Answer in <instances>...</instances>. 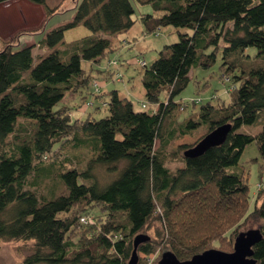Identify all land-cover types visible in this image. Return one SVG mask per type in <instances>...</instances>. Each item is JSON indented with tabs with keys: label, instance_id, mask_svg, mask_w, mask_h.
<instances>
[{
	"label": "trees",
	"instance_id": "obj_1",
	"mask_svg": "<svg viewBox=\"0 0 264 264\" xmlns=\"http://www.w3.org/2000/svg\"><path fill=\"white\" fill-rule=\"evenodd\" d=\"M28 1L48 9L47 0ZM134 1L153 8L140 17L147 32L169 25L187 29L150 65L139 63L145 107L117 88L104 91L83 67L119 48L120 35L136 21L133 0H77L72 20L46 33L38 55L35 43L18 47L28 32L17 33L16 42L0 39V239L32 242L20 264H129L135 237L158 219V237L185 260L232 241L252 220L262 233L254 257L264 264V200L250 209L247 179L231 168L253 141L264 160V0ZM51 10L48 18L57 12ZM78 25L91 34L65 44L66 30ZM219 53L222 75L232 82L230 100L193 98L192 112L174 119L193 68H210ZM119 61L118 55L108 57L105 70L112 74ZM85 88L95 96L102 90L107 115L78 120L61 104ZM226 123L231 129L224 142L197 156L179 145L173 154L183 164L167 166L174 139L198 128L206 135ZM243 125L260 129L242 131ZM69 146L89 149L83 165L67 168L58 159V150ZM99 166L110 175L104 182ZM55 177L60 193L30 187ZM83 205L107 216L98 231L74 239ZM137 250L151 254L154 245L149 238Z\"/></svg>",
	"mask_w": 264,
	"mask_h": 264
},
{
	"label": "rangeland",
	"instance_id": "obj_2",
	"mask_svg": "<svg viewBox=\"0 0 264 264\" xmlns=\"http://www.w3.org/2000/svg\"><path fill=\"white\" fill-rule=\"evenodd\" d=\"M17 1L18 2L14 3H2L0 4V8H5L6 11L9 10V13L4 12L3 15L5 14L7 17L12 16L13 18H16L20 15V5L22 10L25 8L29 20L27 25L21 27L24 30H20L17 33L28 32L30 34L27 36L23 34L21 36L18 47L20 48L35 43V46L33 47V52L35 55L43 53V49L40 48L38 43L43 37H45L48 31L56 26L66 24L72 20L74 16L73 11L75 10V5L77 2V0H47L48 9H52V12L57 11L50 18H48L46 13L48 9L45 8L44 5H37L28 0ZM133 2L136 9L134 14L136 21L130 30L124 33L123 37L121 38V44L119 45V48L103 57L99 63L84 61L83 67L88 73L91 72L92 75L96 76L99 85L102 86L104 91L117 88L120 90L122 95H127L130 91L132 92L131 94H133L134 98L139 99L137 103L142 106L143 104L147 103V100L142 83V74L144 71V67L142 66L144 65L140 66L139 63H141L142 60H146L147 64L150 65L158 57L159 51L164 47V45L176 42L179 39L178 32L187 29L176 28L172 25H169L161 27L159 33L147 32L140 17L143 13H152L153 8L151 4L148 3L142 4L134 0ZM0 14H2V12H0ZM20 21H22L21 18ZM1 29L2 27L0 26V32ZM17 33L12 36L9 35V37H6L3 33H0V39L2 41L15 40L14 36ZM88 34H91V32L83 25L70 28L65 32V44L78 40ZM16 41L17 40H15V42ZM3 46L4 43L1 44V47ZM249 50L255 51L253 48H250ZM117 55L119 56L120 61L118 62V65H114L116 68H113L114 71L112 74H110V71L108 72V70H105L107 59L108 57H116ZM221 63V53H219L216 62L210 68H193L190 73V76H193L192 79L178 97V99H180L182 102L175 113L174 119H178L179 117L182 118L186 116L187 113L192 112L193 98L196 100L201 99L203 102L213 98L212 100L214 102H220V104L221 101L228 102L230 100L229 91L231 89L232 82L223 77ZM120 73L121 75H119ZM100 93L101 94L98 96H95L97 93H90V89L85 88L81 93H68L61 104H66L69 106V109L71 110V116L74 119L82 120L83 118L90 116L91 113L93 117L101 118L108 114V108L103 106L105 103L103 104L104 99L102 98V90ZM104 97L108 98L107 95ZM203 102L197 104L195 109L197 110ZM259 129L260 127L248 125H243L241 127L242 131L246 130L253 133L257 132ZM204 133L205 131L202 128H198L189 134L174 139L168 149L170 156L167 160V166L174 169L182 165L183 162L180 160L179 156L177 154H173V152L179 145H187L189 146L188 148L194 146L200 139H202L201 137H203ZM8 139H10V136ZM57 153L59 154L58 159L67 161L65 162L66 164L64 166L67 168L71 167L72 163L83 165L89 157V149L80 147L74 148L73 146L65 147L62 150L59 149ZM231 168H233V170L235 168L239 171H242L245 178L247 179L250 195L249 208L252 209L255 203L259 204L262 200H264V193H262L260 196V192H262L261 190L264 186V160L260 156L256 141H253L247 145L243 151L238 166ZM96 174L99 176V179L102 182H104L105 179L110 176L105 171L103 166H99L96 169ZM54 175L56 176V174ZM54 181H57L56 177ZM54 181L52 179H47L42 181L39 186L36 185V187H30L37 189L40 194H50L52 192L57 194L62 192L63 188L61 183ZM259 196L260 198H258ZM77 209V213H80L83 217H86V219L84 221L81 220L82 222L80 219L77 220V225L74 231L71 233V236L74 239H77L79 236H81V234L90 236V234L93 232L98 231L101 221H103L107 216L106 212H100L101 209L98 207H89L86 209V205H83L79 206ZM259 226L260 224L258 221L251 220L245 227L241 228V231L259 228ZM161 228L162 222L160 223L158 219H154L150 226L141 232L142 234L149 236L150 241L154 245V252L151 254H143L137 250V264H157L163 252L169 250L167 243L163 242L158 237L157 229L162 230ZM234 241V238L230 242L228 239H226L222 244L218 242L215 243L212 245V248L231 251L233 250ZM31 245V241H5L0 239V264L22 263L24 258L30 253ZM131 256L132 253L129 257V260Z\"/></svg>",
	"mask_w": 264,
	"mask_h": 264
},
{
	"label": "water",
	"instance_id": "obj_3",
	"mask_svg": "<svg viewBox=\"0 0 264 264\" xmlns=\"http://www.w3.org/2000/svg\"><path fill=\"white\" fill-rule=\"evenodd\" d=\"M231 129V124H223L202 137L194 146L185 151L187 156H197L202 154L206 149L219 145L227 137ZM262 233L260 228H253L241 231L235 237L233 250L225 251L218 248H209L203 252L194 254L191 258L181 260L177 255L168 250L163 252L157 264H258L254 257L253 246L261 239ZM149 236L138 234L134 239V249L129 264H137L138 244L148 240Z\"/></svg>",
	"mask_w": 264,
	"mask_h": 264
},
{
	"label": "crops",
	"instance_id": "obj_4",
	"mask_svg": "<svg viewBox=\"0 0 264 264\" xmlns=\"http://www.w3.org/2000/svg\"><path fill=\"white\" fill-rule=\"evenodd\" d=\"M14 3V2H18L17 0H10V2L8 1V3ZM28 2V1H27ZM26 3V2H25ZM2 4V3H1ZM19 5H20V3H19ZM26 5H27V3H26ZM38 5V4H37ZM27 7V6H26ZM13 8V7H12ZM12 8H11V10H12ZM19 10H20V15L19 16H17L16 18H13L12 16H10V17H7V16H5V14L3 15V13L5 12V13H9V10H7L6 11V9L5 8H0V12H2V14H0V26L2 27V29H1V32L0 33H3L6 37H9V35L10 36H12V35H14L15 33H17L18 31H20V30H24V29H22L21 27L22 26H24V25H27V23H28V15H27V13H26V11H25V8L22 10V7H21V5H20V8H19ZM11 12V11H10ZM5 17V18H4ZM20 18L22 19V21H20ZM18 22V23H17ZM22 22V23H21ZM14 26H13V25ZM2 34V35H3ZM28 34H30V33H26L25 35L27 36ZM3 35V36H4ZM123 35L124 34H121L120 35V38H122L123 37ZM3 36H1V37H3ZM4 36V37H5ZM24 37V36H23ZM20 40H21V38H20ZM33 51H34V49H33ZM132 92H128V94L126 95V96H129L132 100H134L135 102H137L139 99H136V98H134L133 97V94H131ZM138 106H139V103L137 104Z\"/></svg>",
	"mask_w": 264,
	"mask_h": 264
},
{
	"label": "built area",
	"instance_id": "obj_5",
	"mask_svg": "<svg viewBox=\"0 0 264 264\" xmlns=\"http://www.w3.org/2000/svg\"><path fill=\"white\" fill-rule=\"evenodd\" d=\"M142 106L145 107L146 104H143ZM85 219H86V217H82V218H81L82 221H84Z\"/></svg>",
	"mask_w": 264,
	"mask_h": 264
}]
</instances>
